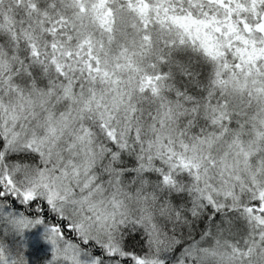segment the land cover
<instances>
[{
    "label": "snow or ice",
    "instance_id": "obj_1",
    "mask_svg": "<svg viewBox=\"0 0 264 264\" xmlns=\"http://www.w3.org/2000/svg\"><path fill=\"white\" fill-rule=\"evenodd\" d=\"M0 264H264V0H0Z\"/></svg>",
    "mask_w": 264,
    "mask_h": 264
}]
</instances>
